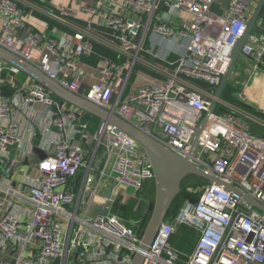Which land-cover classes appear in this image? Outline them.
Returning <instances> with one entry per match:
<instances>
[{"label": "built area", "instance_id": "1", "mask_svg": "<svg viewBox=\"0 0 264 264\" xmlns=\"http://www.w3.org/2000/svg\"><path fill=\"white\" fill-rule=\"evenodd\" d=\"M214 1L124 0L101 13L106 0H95L83 2L82 19L47 9L46 0H0V46L264 204V132H254L245 111L220 100L235 113L216 110L189 154L258 3L230 0L218 16ZM29 15L69 34L40 31ZM151 34L175 43L178 58L174 51L162 58L148 46ZM242 53L256 63L249 83L263 87L264 35L252 34ZM94 58L97 79L88 84L82 65ZM139 69L160 80L132 88ZM20 73L0 63V264H133L143 235L118 211L128 201L140 211L138 193L155 182L154 165L136 141L107 124L99 122L91 134L85 112L55 102L34 80L12 93ZM236 97L249 99L244 90ZM257 124L264 129V120ZM38 152L45 158L38 160ZM199 199L158 230L142 264H264V213L209 183ZM180 227L197 235L187 259L172 244Z\"/></svg>", "mask_w": 264, "mask_h": 264}, {"label": "water", "instance_id": "2", "mask_svg": "<svg viewBox=\"0 0 264 264\" xmlns=\"http://www.w3.org/2000/svg\"><path fill=\"white\" fill-rule=\"evenodd\" d=\"M264 11V0H258L256 8L251 15V19L248 22L246 32L240 41L236 44L231 52V61L229 67L225 71L219 86L216 89L215 98L212 100L209 110L206 113L199 128L196 130L195 138L192 142V147L189 154H193L197 142L203 131L206 129L207 122L210 116L217 110V105L226 91V88L235 73L236 65L243 56L242 49L250 40L252 34L264 35V29L259 26L260 15ZM7 63L21 73H25L28 77L34 80L36 83L44 86L51 94V98L57 102L61 101L62 104L67 103L79 111H83L100 122L111 126L115 129V133H124L137 142L139 146L145 151L146 155L154 165L155 182L157 186L156 203L151 216V221L143 234L142 243L139 247V251L136 254L133 264H142L144 260V252H147L155 240V235L158 230L167 225V217L170 214L173 204L176 198L181 193V188L184 180L190 176L206 181L211 185H216L224 190L233 192L235 195L247 200L257 210L264 213V204H261L254 198L243 194L240 190L234 186L225 183L220 180L215 174L204 170L200 166L193 163L189 157H180L176 155L172 150L164 146L155 137H152L147 132L143 131L135 125H132L124 121L119 116L103 109L100 106H95L85 98L72 94L64 89L57 82L49 78L44 72L42 73L31 63L25 59H21L8 50L3 49L0 46V63ZM56 111V108H54ZM90 196V193L86 194L85 200ZM97 214L105 215L104 210H98Z\"/></svg>", "mask_w": 264, "mask_h": 264}, {"label": "rangeland", "instance_id": "3", "mask_svg": "<svg viewBox=\"0 0 264 264\" xmlns=\"http://www.w3.org/2000/svg\"><path fill=\"white\" fill-rule=\"evenodd\" d=\"M230 0H215L214 4L212 6V12L218 16H221L223 11L225 10L226 5L228 4ZM256 8L255 3L251 6L250 8V14L249 17L251 19V15L253 14L254 10ZM264 29V24L262 25ZM256 66V63H254L252 60L242 56L241 59L238 61L235 69V73L232 76L230 80V84H232L233 88L236 90L235 95L237 96L238 93L242 92L244 90L249 99L246 104V107L255 110L256 112L262 113L264 116V86H254L253 83H249L250 76L252 69ZM136 75V74H135ZM144 76L143 75H136L133 83L136 82L137 85H142L144 84ZM31 82V78L28 77L25 73H20L17 76V90L12 91V93L16 92H21V87L22 85H25L27 83ZM135 87V86H134ZM247 122L252 125L253 129L258 133L260 131L264 132L263 127H260V125L257 124V121H261L259 118L255 117L252 115V112H247L245 110ZM218 114H232L235 113L232 109L224 107L223 110H220L217 112ZM96 129L94 128L93 133H96ZM201 182H206L203 181L200 178H197L195 176H190L185 180V183L183 184L181 190L182 192L180 195L177 197V201L174 203L172 211L178 212L182 206H184L186 203H190V201L196 200L195 198L197 197L194 195L195 193H200L202 188H199L197 185ZM150 184V185H149ZM147 184L146 188L144 189L143 192L138 193V198L141 199L142 205L140 210L145 211L147 209L148 205H152L156 203V194H157V186H152L151 183ZM129 192L132 194L133 190L130 189ZM131 203H135L133 201H128L127 206L122 207V213L125 217V220L128 221L129 226L134 223L136 220V217L134 213H130L131 210ZM91 217H94V212L91 211L90 213ZM167 222H171L170 218L167 219ZM182 231V230H181ZM181 231H178L177 234L175 235L177 240L182 243L184 248L189 252L190 250V255L193 250L192 244L194 242V239L197 237V235L193 234L192 232L189 233V236H192L191 244L186 242L185 244V233H182ZM187 247V248H186Z\"/></svg>", "mask_w": 264, "mask_h": 264}, {"label": "crops", "instance_id": "4", "mask_svg": "<svg viewBox=\"0 0 264 264\" xmlns=\"http://www.w3.org/2000/svg\"><path fill=\"white\" fill-rule=\"evenodd\" d=\"M124 0H106V4L101 8V13H105V12H113L114 10L117 9L116 3L117 4H122ZM85 3H94L95 0H46L44 4L45 7H47V9L55 12V13H59L60 10L62 8L67 9L70 12H74V13H79V16L82 19H85L88 17L87 13H84L81 11V7L82 4ZM99 20V16H96L93 21H95V23ZM28 22L30 23L31 26H34L35 28H37L40 31H45L48 33H64V34H69V30L67 27L63 26V25H54L53 27H46L47 23L44 22L42 19H38L36 16H32L29 15L28 18ZM46 24V25H45ZM175 43H170L169 41H165L164 38L155 35V34H151L150 35V40L148 42V46L152 45L153 48H155L159 55H161L162 58H169L170 55V51H174V56H172L173 59L178 58L179 54H180V50L178 49L177 46L174 45ZM170 54V55H169ZM177 55V56H176ZM83 69L85 70V72L87 73V82L88 84H92L94 82H96L97 79V73L95 68L92 67V65L90 63H83ZM136 75H143L144 76V84L142 85H137L136 82L132 83V88H137L146 84H151L153 82H157L160 79L158 77H156L154 74H150L147 73L144 70H138L137 73H135ZM135 75V76H136ZM135 79V77H134ZM133 79V81H134ZM135 86V87H134ZM259 134L263 133L262 131L258 132ZM180 242L176 239L174 241V245L177 248L178 251H180L187 259V257L190 255V250L189 252L186 249H183L180 247Z\"/></svg>", "mask_w": 264, "mask_h": 264}, {"label": "trees", "instance_id": "5", "mask_svg": "<svg viewBox=\"0 0 264 264\" xmlns=\"http://www.w3.org/2000/svg\"><path fill=\"white\" fill-rule=\"evenodd\" d=\"M261 19H263L264 20V11L262 12V14L260 15V20ZM54 25H56V24H54V23H51V26L53 27ZM97 51H98V53L99 54H101V55H106V56H108V57H113V56H111V54L109 53V52H107V51H105V50H103L102 49V47H100V46H98L97 47ZM96 59L97 58H94V60L95 61H90V60H88V61H85L86 63H90L91 65L92 64H95L94 62H96ZM140 70H144V71H146L147 73H149L147 70H145V69H140ZM235 93H236V90L233 88V86H232V84H230V82H229V84H228V86H227V88H226V91H225V93H224V95H223V97H222V101H225L226 103H228V104H230L232 107H234V108H237V109H239V110H241V111H245V110H247V112H252L251 114L252 115H254L255 117H257V118H259L260 120L262 119V120H264V116L262 115V113H259V112H256L255 110H253V109H250V108H248V107H246V104H244V103H241V102H239L238 101V99H237V97H236V95H235ZM224 108H222V107H220L219 105L217 106V112H219L220 110H223ZM84 119L85 120H89L90 122H91V134H93L94 135V133H93V130H94V128L97 130V127H98V125H99V120H97V119H95V118H93L92 116H90L89 114H87V113H85V115H84ZM254 132L256 133V131L254 130ZM45 156H46V154L45 153H42V152H38V154H37V159L38 160H41V159H44L45 158ZM185 183V180H184V182H183V184ZM155 184H156V182H154V183H151V185L152 186H155ZM183 184H182V186H183ZM150 185V184H149ZM208 185V183L207 182H201V183H199L197 186L199 187V188H203V187H205V186H207ZM147 186V185H146ZM181 192H182V190H181ZM194 195H196L197 197L195 198L196 200H193L192 202H198L200 199V196H201V191H200V193H195ZM177 199V198H176ZM177 201V200H176ZM175 201V202H176ZM132 205H131V210H130V213H134V214H136L135 215V217H136V220L134 221V223H133V226L132 225H130V227L131 228H133L136 232H138V234L141 236V235H143L144 234V232L146 231V229H147V227H148V225H149V223H150V221H151V216H152V213H153V210H154V204H152L151 205V208H150V210L149 211H147V212H144V211H134V207H135V205H134V203H131ZM128 204H123V205H121L120 207H119V211H118V213L125 219V217H124V215H123V213L121 212L122 211V207H125V206H127ZM174 205V204H173ZM172 208H173V206H172ZM179 212V211H178ZM178 212H175V211H172V209H171V211H170V214L168 215V217L169 218H172L173 219V217H175L177 214H178ZM128 226H129V224H127ZM182 230V231H181ZM178 231H181L182 233H185V244H186V242H188V243H192L191 242V240H192V236H189V233H193V234H195L196 235V233H195V231L193 230V229H189V228H187V227H180L175 233H174V235H173V240H172V244L174 245V241L177 239L176 238V234H177V232ZM195 241H196V238L194 239V242H193V246H192V248L194 247V245H195ZM174 247H175V245H174ZM180 247L181 248H183V249H185L184 247L185 246H183L182 245V243L180 244ZM176 248V247H175ZM187 248V247H186ZM177 249V248H176ZM184 258H186L185 256H184Z\"/></svg>", "mask_w": 264, "mask_h": 264}]
</instances>
